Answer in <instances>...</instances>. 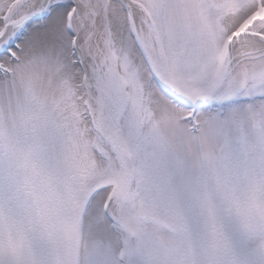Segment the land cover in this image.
I'll use <instances>...</instances> for the list:
<instances>
[{
    "label": "snow or ice",
    "instance_id": "snow-or-ice-1",
    "mask_svg": "<svg viewBox=\"0 0 264 264\" xmlns=\"http://www.w3.org/2000/svg\"><path fill=\"white\" fill-rule=\"evenodd\" d=\"M0 264H264V0H0Z\"/></svg>",
    "mask_w": 264,
    "mask_h": 264
}]
</instances>
